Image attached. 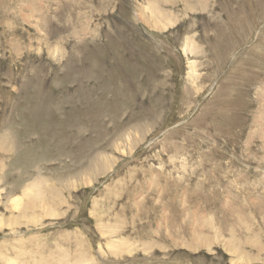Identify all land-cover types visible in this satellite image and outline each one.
Returning <instances> with one entry per match:
<instances>
[{
	"label": "rangeland",
	"instance_id": "1",
	"mask_svg": "<svg viewBox=\"0 0 264 264\" xmlns=\"http://www.w3.org/2000/svg\"><path fill=\"white\" fill-rule=\"evenodd\" d=\"M0 264H264V0H0Z\"/></svg>",
	"mask_w": 264,
	"mask_h": 264
},
{
	"label": "bare ground",
	"instance_id": "2",
	"mask_svg": "<svg viewBox=\"0 0 264 264\" xmlns=\"http://www.w3.org/2000/svg\"><path fill=\"white\" fill-rule=\"evenodd\" d=\"M32 4V3H31ZM23 7H26V8H28L26 5H22ZM23 7H21V8H23ZM31 16H33V15H31ZM170 18V17H169ZM165 25V24H164ZM192 70V69H191ZM26 87V86H25ZM105 107H107V106H105ZM59 108V107H58ZM98 109V108H97ZM104 110V109H103ZM84 112V111H83ZM106 116H107V113H106ZM98 118V117H97ZM73 120V119H72ZM76 121V120H75ZM76 123V122H75ZM49 129V128H48ZM71 129V128H70ZM76 130V129H75ZM27 133H29V132H27ZM75 133V132H74ZM174 134V133H173ZM38 140V139H37ZM39 141V140H38ZM93 143V142H92ZM91 143V144H92ZM35 184V183H34ZM34 187H36L35 185H34ZM28 189H31V188H29L28 187ZM37 189H36V192L35 193H37ZM27 194V193H26ZM37 194H39V193H37ZM30 198V197H29ZM21 199H22V197H21ZM26 199H27V197H26ZM30 200V199H29ZM15 201V200H14ZM33 202V201H32ZM19 203H20V201H19ZM37 204H38V202H36ZM38 205H40V204H38ZM17 206V205H16ZM21 206V205H20ZM19 206V207H20ZM35 217V216H34ZM229 242V241H228Z\"/></svg>",
	"mask_w": 264,
	"mask_h": 264
}]
</instances>
